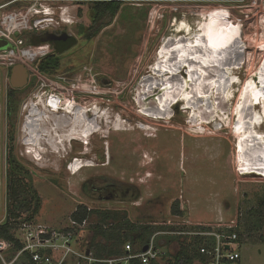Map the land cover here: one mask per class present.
Wrapping results in <instances>:
<instances>
[{"label":"rangeland","instance_id":"obj_1","mask_svg":"<svg viewBox=\"0 0 264 264\" xmlns=\"http://www.w3.org/2000/svg\"><path fill=\"white\" fill-rule=\"evenodd\" d=\"M94 1L0 0V4H8L0 15L22 13L30 23L53 17L57 26L77 39L60 57L58 69L46 72L48 79L34 83L28 92L48 99L45 105L51 101L48 94L57 92L74 104L81 101L88 115L94 106L101 113L106 110V120L111 122L101 121L102 131L94 133L88 144L83 143L84 156L91 155L94 164L74 175L69 163L64 164V158L71 156L70 146L63 156L46 153L42 164L18 142L15 157L21 167V183L38 195L39 210H19V216L11 218L14 235L23 244L27 230L37 234L43 229H72L71 215L79 205L121 210L133 222L159 225L162 230L152 239L161 254L152 264H167L181 245L196 251L201 237L198 233L217 231L219 225L234 221L242 244L238 263L264 264V218L256 211L264 195V174H245L247 167L239 161L243 127L249 124L248 112L252 111L242 102L249 93L248 84H261L264 73V0H124L114 20L96 36L87 38ZM217 11L229 15L230 22L241 30V65L226 69L225 74L242 87L231 109L227 114L224 109L222 120L197 125L190 120L196 111L186 112L182 102L172 108L165 105L170 111H163V103L148 114L141 113L138 90L142 79L155 75L152 68L161 57L158 52L164 41L183 21L194 23ZM194 85L196 89L200 82ZM235 86L229 85L222 93L227 101L235 90L239 91ZM212 97H216L214 90ZM56 99L53 103L58 104L60 113V104L67 101ZM9 155V146L4 147L3 162L0 154V215L3 177H9L10 172L9 160L5 161ZM108 186H115L118 196L99 198L100 189ZM95 224L89 220L75 225L78 231L72 230L73 243H78L83 256L70 254L64 264L92 263L86 254L93 235L91 225ZM127 243L134 251L144 246L133 240ZM19 252L12 246L0 255V264H25L27 260ZM194 264H201L200 259Z\"/></svg>","mask_w":264,"mask_h":264},{"label":"bare ground","instance_id":"obj_2","mask_svg":"<svg viewBox=\"0 0 264 264\" xmlns=\"http://www.w3.org/2000/svg\"><path fill=\"white\" fill-rule=\"evenodd\" d=\"M208 14L195 19L194 23L191 20L183 21L174 31V35L164 41L161 52H158L161 57L156 62L157 66L152 68L155 75L142 79L141 89L138 90L137 99L141 113L148 114L157 105L163 103V111H170L172 105L182 102L185 103L182 106L186 112L196 111L197 114L193 112L194 115L190 120L197 125L198 122L203 124L222 120L220 117L224 109L226 114L231 109L242 87L239 81L230 80L231 78L225 74H227L226 69H238L241 65L242 46L240 37L238 38L241 30L224 16L223 11ZM230 42L232 44L229 47L219 48ZM261 80V84L258 82L248 84L249 93L242 102L246 106L250 105L252 110L251 113L248 112L249 124L243 127L239 144V161L242 162V166L247 167V170L244 169L245 174H264V131L262 130L264 129V73ZM197 81L200 82V87L195 89L194 84ZM229 85L234 87L238 85L240 89L235 90L233 96L229 97L231 106L227 107L229 101L222 93L225 94ZM213 90L216 93L215 98L212 97ZM40 104H42L40 107H32L29 111L30 121L25 125L23 139H25L26 153L42 164L46 153L53 152L63 156L68 153L69 142L72 139H81L84 144H88L94 133L102 131L101 121L111 123L107 121L109 117L105 115L106 110L101 113V110H97L95 106L90 109L92 115L89 116L88 109H80L69 102L64 106L65 114L55 113L52 110L55 106L44 109V102ZM254 107L258 111H254L252 109ZM210 116H212L211 120H209ZM144 126L141 125L142 128ZM103 136L108 135L103 134ZM93 164L90 160L77 159L70 164L69 170L74 175Z\"/></svg>","mask_w":264,"mask_h":264},{"label":"built area","instance_id":"obj_3","mask_svg":"<svg viewBox=\"0 0 264 264\" xmlns=\"http://www.w3.org/2000/svg\"><path fill=\"white\" fill-rule=\"evenodd\" d=\"M7 5L0 4V10ZM53 23H55V18L53 17H47L44 20L38 18L33 23H30L28 16L22 13H3L0 15V38L8 40L10 43L7 49L0 50V66L10 68L17 63H22L28 68L36 84L42 78H47L46 72L40 68V63L48 55V44H27L22 34L34 28L47 30ZM48 95L49 98L54 97L55 99L62 97L57 92H52ZM85 222L86 220L82 223L73 220L72 229L64 232L43 229L34 234L32 231L27 230L23 248L19 254L28 252L35 264H64L70 254L83 256L78 252V243L76 241L74 245L73 237L74 232L78 231L75 225L81 226ZM219 226L217 231L206 229L198 233L202 237V242L198 247V251L202 255L201 264H237L241 258L240 247L242 244L239 240L238 232L234 230L238 227L237 223L233 221L232 224ZM146 245H148V249L144 251L143 248ZM144 246L134 251L132 245L127 243L123 255L110 257L102 261L107 264H130L132 259H138L140 264H152L160 256L161 249L156 246L154 239H151L150 243ZM11 247V242L0 238V255ZM86 257L92 262L95 260L88 254H86Z\"/></svg>","mask_w":264,"mask_h":264},{"label":"trees","instance_id":"obj_4","mask_svg":"<svg viewBox=\"0 0 264 264\" xmlns=\"http://www.w3.org/2000/svg\"><path fill=\"white\" fill-rule=\"evenodd\" d=\"M124 0H95L93 3L94 16L86 32L87 38L96 36L102 28L109 25L121 9ZM49 38H44L46 42ZM38 43V42H37ZM36 41L34 44H37ZM60 66V58L49 56L40 63V68L44 72H53ZM8 183V212L5 219L0 223V238L6 239L12 243L16 251H21L23 244L13 233L11 218L19 216V210H39V197L21 183L20 189L16 186L17 181L13 172H10ZM18 211V212H17ZM264 218V195L262 196L259 207L256 208ZM174 212H180L174 211ZM72 219L82 223L85 220H92L96 224L91 225L93 235L88 245V256L95 259L91 264H107L104 259L120 256L127 240L137 241L142 244L150 243L152 237L162 229L159 225L153 223H137L128 218L125 211L112 209H90L86 205H79L71 215ZM198 238V237H197ZM199 243L196 251L185 245H181L179 250L172 256L173 259L167 264H194L195 260L201 259L202 255L198 251L202 239L199 237ZM21 258L27 260L25 264H35L28 252H23ZM19 256V257H20ZM130 264H140L138 259H132ZM239 264V263H237Z\"/></svg>","mask_w":264,"mask_h":264},{"label":"flooded vegetation","instance_id":"obj_5","mask_svg":"<svg viewBox=\"0 0 264 264\" xmlns=\"http://www.w3.org/2000/svg\"><path fill=\"white\" fill-rule=\"evenodd\" d=\"M60 24V22H59ZM58 24V25H59ZM56 27V28H55ZM71 33L65 29V28H60V26H57L56 23H53L51 27L47 30H41L39 28H34L33 30L29 31L26 35L23 33L22 35L27 41V44L31 45H41V44H48V55L49 56H56V57H61L65 51L69 50L72 46L67 45L65 36ZM44 38H49L50 40H47L46 42L43 41ZM36 41L37 44H34ZM76 44V43H75ZM74 44V45H75ZM13 67V66H12ZM12 67H4L0 66V154H1V160L3 162V148L9 146L10 150V155L9 159L6 158L5 161L7 163V160H9L10 164V172L12 171L14 174V177H16L17 184L16 186L18 189H20L21 186V176L19 175V171L21 168L19 163L16 161L15 157V152H16V147L18 142L20 144L24 145V148L26 147L25 145V129H26V123L29 122V114H30V109L32 107H39L43 103V108H52L55 106L54 109H52L55 113L58 114H65L64 112V106L66 102L61 103V112L59 113L57 109L58 104H54L53 100H57L54 97L50 98V104H47L45 99L41 100V95L40 94H33L31 95L28 91L29 89L33 86L34 84V77L31 75L30 71L26 67L28 77L26 84L23 87H14L11 84V72H12ZM43 98H45L43 96ZM72 98V97H70ZM61 100L69 102V104L79 107L80 109H83L82 102L78 104L72 103L71 99H64V97H61ZM73 101L74 98H72ZM76 102V101H75ZM35 103V104H34ZM35 105V106H34ZM48 106V107H47ZM92 115V112L89 116ZM24 131V132H23ZM69 146L72 149L71 151V156L69 158H64V164L70 165V163H73L75 160H91L92 156L86 155L84 156L83 148V141L81 139H72L69 142ZM74 150V151H73ZM12 152V153H11ZM18 158V157H17ZM20 159V158H18ZM94 163V162H93ZM9 172V176H10ZM4 176V170L1 171ZM6 177V195H5V206H6V215L8 212V183L10 178L8 176ZM3 177V179H4ZM9 178V179H8ZM108 187H111L112 190H108ZM106 188L100 189V194H98L99 198H116L118 196V193L115 191V186H108ZM99 191V190H98ZM2 208H3V182H2ZM127 197V196H125ZM5 215V217H6Z\"/></svg>","mask_w":264,"mask_h":264},{"label":"water","instance_id":"obj_6","mask_svg":"<svg viewBox=\"0 0 264 264\" xmlns=\"http://www.w3.org/2000/svg\"><path fill=\"white\" fill-rule=\"evenodd\" d=\"M66 39L67 45L72 46L76 43L77 39L73 35L67 34L63 40ZM10 46L8 40L0 38V50L7 49ZM28 73L26 67L22 63H17L12 67L11 72V84L14 87H23L26 84ZM5 195H6V177L3 179V209L0 215V223L5 219L6 215V206H5ZM148 245L144 246L143 250L146 251Z\"/></svg>","mask_w":264,"mask_h":264}]
</instances>
